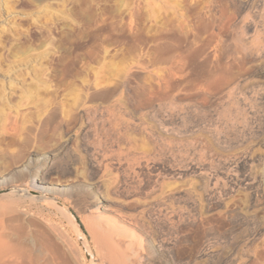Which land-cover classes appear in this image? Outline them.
I'll return each mask as SVG.
<instances>
[{
    "label": "rangeland",
    "instance_id": "1",
    "mask_svg": "<svg viewBox=\"0 0 264 264\" xmlns=\"http://www.w3.org/2000/svg\"><path fill=\"white\" fill-rule=\"evenodd\" d=\"M179 1L0 0L9 260L90 264L59 200L99 264H264V0ZM94 209L138 257L105 254Z\"/></svg>",
    "mask_w": 264,
    "mask_h": 264
},
{
    "label": "bare ground",
    "instance_id": "2",
    "mask_svg": "<svg viewBox=\"0 0 264 264\" xmlns=\"http://www.w3.org/2000/svg\"><path fill=\"white\" fill-rule=\"evenodd\" d=\"M120 1H124V0H120ZM156 1V0H155ZM167 1V0H166ZM169 1V0H168ZM176 2L178 0H171V2ZM181 1V0H180ZM179 1V3H180ZM173 4V3H171ZM175 5V3H174ZM124 62V61H123ZM125 63V62H124ZM124 67V66H123ZM118 68V67H117ZM124 69L126 70L127 68L124 67ZM119 70H121V68L119 67ZM115 72V75H118L119 73L122 74L123 71H118V69L113 70ZM111 71V72H113ZM119 73H118V72ZM118 73V74H116ZM219 73V72H217ZM123 75V74H122ZM121 75V76H122ZM103 77H105L104 75H102ZM120 76V75H119ZM118 76V77H119ZM120 76V77H121ZM107 77V76H106ZM32 80V79H31ZM117 81V80H116ZM122 81V80H121ZM144 81V80H143ZM148 81V80H147ZM212 81V80H211ZM214 81V80H213ZM218 81V80H217ZM100 82V81H99ZM222 82V81H221ZM32 83V82H31ZM121 83V82H119ZM118 83V84H119ZM215 83V82H214ZM211 83L212 86H214L215 84ZM217 83V82H216ZM225 83V82H224ZM227 83V82H226ZM100 84V83H99ZM117 84V85H118ZM173 84V83H172ZM219 84V83H218ZM223 84V82H222ZM221 84V85H222ZM229 86V83H227ZM120 85V84H119ZM139 85V84H138ZM210 85V84H209ZM224 86V85H223ZM222 88L224 89V87ZM136 87V86H135ZM138 87V86H137ZM219 87V86H217ZM215 88V87H214ZM213 88V90H214ZM221 88V87H220ZM226 88V87H225ZM139 89L142 90V98L143 100H145L146 97H149L147 99H150V97H152L153 99H157V100H167V99H172L174 97L173 94V86L169 83H152V82H145L139 85ZM210 89V88H209ZM222 89V90H223ZM234 89V87H233ZM232 89V90H233ZM135 90V88H134ZM172 90V92L170 91ZM176 90V89H174ZM136 91V90H135ZM134 91V92H135ZM21 92V90H20ZM139 92V91H138ZM214 92V91H212ZM224 91H222L223 93ZM193 93V92H192ZM191 93V94H192ZM136 94V93H135ZM213 94V93H212ZM225 97V93H223ZM222 94V95H223ZM139 94H137V96L140 97ZM193 95V94H192ZM222 95L220 96V98L222 97ZM181 96V95H180ZM222 97V98H223ZM231 97V96H230ZM190 98V97H189ZM147 99L145 100L146 103L149 102V100L147 101ZM154 99V100H155ZM180 99V98H179ZM166 102V101H165ZM151 103V102H150ZM155 103V102H154ZM145 104V103H142ZM167 104V103H166ZM145 105H149L145 104ZM145 105L143 107H145ZM167 106V105H166ZM171 118V117H170ZM246 157V156H245ZM246 161V160H245ZM247 162V161H246ZM39 181L42 183L44 182L45 179H41L40 177L38 178ZM38 181V182H39ZM92 216L94 218V222H95V233H94V238L95 241L98 244H101L103 249L105 250V254H108V256H110L111 258H115L118 259L119 257L122 258H136L138 257V250L142 244V241L133 236V231L134 229L121 222L119 219H116L112 216H108L106 215L102 210H97L94 209L92 210ZM5 236V235H4ZM3 232L0 231V264H17L15 262V260H9L7 258L8 256V252L5 250V245L3 243ZM98 257V255H97ZM14 261V262H13ZM131 261V260H130ZM130 263V262H129ZM133 263V262H132Z\"/></svg>",
    "mask_w": 264,
    "mask_h": 264
},
{
    "label": "water",
    "instance_id": "3",
    "mask_svg": "<svg viewBox=\"0 0 264 264\" xmlns=\"http://www.w3.org/2000/svg\"><path fill=\"white\" fill-rule=\"evenodd\" d=\"M15 188H6V189H0V194L7 193L10 191H13ZM53 203L68 217L70 220L74 232L76 234V237L87 257L90 264H99L96 254L93 251L91 247V243L89 241L87 232L85 230V227L79 218V216L71 210L65 203L59 201V200H53Z\"/></svg>",
    "mask_w": 264,
    "mask_h": 264
}]
</instances>
